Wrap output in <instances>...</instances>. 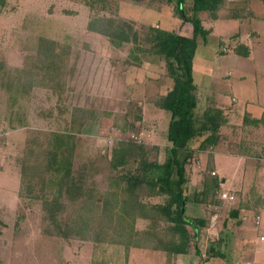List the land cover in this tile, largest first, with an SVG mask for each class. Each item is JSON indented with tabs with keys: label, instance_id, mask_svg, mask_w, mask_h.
<instances>
[{
	"label": "rangeland",
	"instance_id": "1",
	"mask_svg": "<svg viewBox=\"0 0 264 264\" xmlns=\"http://www.w3.org/2000/svg\"><path fill=\"white\" fill-rule=\"evenodd\" d=\"M190 4L191 0L185 6L187 11ZM102 16L131 22L139 31L160 26L192 35V25L184 23L176 13L175 2L167 0H8L0 11L1 264H245L236 256L237 243L242 240L236 230L237 220H246L251 230L247 242L253 248L264 234L254 224V217L264 213V119L256 125L251 114L236 109L250 99L264 112V29L253 22L250 27L257 36L252 38L249 26L243 27L242 31L248 32L241 36L242 44H252V61L233 52L219 54L224 48L219 45L221 34L227 42L239 29L224 22L214 26L202 16L203 26L213 33L207 43L198 39L194 60L199 99L196 114L202 118L206 100H212L210 104L216 107V93H223L229 107L220 108L226 123L219 143L197 152L187 167L186 214L209 221L210 231L201 230L198 242L201 255L195 240L184 257L168 256L152 246L126 250L120 241L127 235L138 234L135 237H142L146 244L144 233L165 229V223L157 218L109 223L104 209H96L92 203L86 206L82 199H62L65 210L60 220L64 226L73 225L74 235L45 234L48 221L41 196L50 194V189H43L49 182L29 172L22 176L24 162L26 167L44 165L42 155L31 153L36 150L28 143L32 135L43 143L52 132H74L75 176L83 179L84 188L100 205H113L120 178L136 169L133 162L113 168V150L121 141L143 143L152 161L164 162L169 152L170 115L155 105L172 87L166 63L151 54L141 57L131 43L116 49L107 37L90 32L89 22ZM261 17L264 19V13ZM234 48L227 47L228 51ZM51 52L63 57L62 64L57 58L47 59ZM131 53L142 62L138 64ZM41 62L57 71L51 74L41 69ZM203 73H207L206 79ZM242 75L246 76L243 82L239 79ZM235 94L239 100L234 107L231 96ZM203 139L195 141L196 151ZM213 177L225 182L206 204L196 202L195 194L201 192L203 181ZM223 189L234 193L236 200H221ZM144 192H140L143 203L164 202ZM233 210L239 211L238 218L231 217ZM86 225L90 231L84 235ZM97 237L105 241H95ZM214 252L227 255V261Z\"/></svg>",
	"mask_w": 264,
	"mask_h": 264
},
{
	"label": "trees",
	"instance_id": "2",
	"mask_svg": "<svg viewBox=\"0 0 264 264\" xmlns=\"http://www.w3.org/2000/svg\"><path fill=\"white\" fill-rule=\"evenodd\" d=\"M7 1L0 0V11L6 6ZM167 1L175 2L177 15L184 23L192 25L191 36L160 26H148L139 31L131 22L117 17H95L88 24L90 32L107 37L114 48L120 49L124 44L131 43L141 57L151 54L166 63L172 87L155 105L170 115L167 131L169 147L167 158L164 162L152 161L143 143L131 140L121 141L113 150V168L126 167L133 162L136 169L120 178L118 189L114 192L113 205L112 203L100 205L84 188L83 179L75 176L74 158L77 139L74 132H52L48 134L47 142L43 143L36 138L35 134L32 135L28 143L34 145L36 150L31 153L42 155L44 165L41 168L36 165L38 163H32L26 167L27 162H24L22 176L27 177L29 173L35 174L34 178L42 177V180L49 182L43 185V189H50V194L47 195L44 192L41 196L48 221L44 231L46 235L55 234L64 238L74 235L73 225L65 224L64 226L60 220L65 210L62 199L66 197L70 202L82 199L86 206L92 203L96 209H104L105 218L109 223L117 220L119 224H122L125 218L134 221L137 218L148 220L157 218L165 223V229L144 233L146 244L142 237H135L138 234L127 235L126 240L120 241L126 250L131 247L148 249L152 246L154 250L164 251L168 256L188 255L191 244L195 240L197 254L201 255L198 242L201 230L208 227L209 221L203 218H192L186 214L189 202L186 194L189 183L187 167L197 152H204L208 147L219 143L220 132L226 119L224 112L217 107H209L201 119L197 116L199 99L198 86L194 78V60L198 39L202 38L207 43L211 34V30L203 26L202 16L216 20L226 0H191L189 11L185 8L189 0ZM224 44L226 42H220L221 47H225ZM233 50L238 55L248 56L244 45H237ZM50 54L46 55L48 60L57 58L62 64L63 57L53 52ZM133 55L132 58L138 60L140 64L142 59ZM40 68L49 73L57 71L51 64L42 62ZM58 70H60L59 66ZM140 106L142 109L140 111H143L142 105ZM138 119L141 120V117ZM253 122L260 124L261 120ZM200 138L204 139L198 147L199 151H196L193 145ZM222 180L217 177L205 179L201 192L195 194L196 202L206 204L211 195L220 189ZM144 190L147 196L163 198L164 202L155 205L143 203L140 192ZM238 216V210L231 211V217L238 218ZM89 231L86 225L84 235ZM95 241H105V239L97 237ZM214 255L223 257L217 252H214Z\"/></svg>",
	"mask_w": 264,
	"mask_h": 264
},
{
	"label": "crops",
	"instance_id": "3",
	"mask_svg": "<svg viewBox=\"0 0 264 264\" xmlns=\"http://www.w3.org/2000/svg\"><path fill=\"white\" fill-rule=\"evenodd\" d=\"M223 10H225V11H223ZM263 13H264V0H226V3L224 5V7L219 11L218 18L216 20H210V22L211 23L213 22L214 26H216L218 23H223L224 22L227 25H230L232 27L236 26V28H238L239 30L236 29L237 32H235L232 35H230V37L228 36L229 40L226 42L222 53H219V54L227 55L230 52H233L235 55H237V57H241V58H245V59H249V60L253 61L254 59H253V56H252V44H250L249 41L246 44H242L241 43V36L245 35L246 32H248V29L251 30L250 26H251L252 22L254 24H256L257 26H259L260 29H264V24L261 23L264 20L261 17V15ZM246 26L247 27L249 26V27H248L246 32H243L242 29H243V27H246ZM208 30H211V34L213 33V29H209L208 28ZM221 35L222 36H221L220 42L224 41L223 40V38H224L223 34H221ZM250 35L252 36V38L257 36L255 34V32H253L252 30L250 31ZM231 40H232V43H229V41H231ZM220 42H219V45H220ZM237 44L244 45V47L248 51V56L238 55V54H236L234 52V50L233 51H230V50L228 51L227 47L229 45H231L234 48L235 45H237ZM253 44H254V42H253ZM232 60L236 61V60H234V58ZM213 72H214V70H213ZM229 73H230L229 76L233 77V74L231 73V71ZM203 75H204V77H203L204 79H206L208 77L207 73L206 74L203 73ZM239 79L243 82V81H245L243 79H246V76L242 75V76H240ZM213 82H215V85H217V78L214 77ZM206 87L207 86H204V88H206ZM257 87H258V85L256 84V88ZM200 88H201V85H200ZM232 88H233V91H234L235 90L234 85H232ZM167 92L165 94H163V96L166 95ZM214 92H215V88H214ZM222 94L223 93H220V94L216 93L217 101L215 103H216V107L218 109H220L221 107L222 108H228L229 107V106H227L226 103H224V100H223L224 96ZM238 97H239L238 95H236V96L232 95L231 96L232 106L235 107V103H238V100H239ZM211 101L212 100H206V102H207L206 103V107H205L206 110L208 109V107H214L213 105L210 104ZM257 102H258V100H257ZM257 106H259V107H257ZM254 107L257 108V109H254ZM236 109L244 111V114H251L252 116H250V117L255 119V120H263L264 119V112L261 111V110H263L261 108V105L259 103L258 104L253 103L250 99L245 100V102L242 104V106H240L239 108H236ZM253 113H255V116L253 115ZM256 125H258V124H256ZM262 214L264 216V213H262ZM212 217L215 220H217L215 218V215L212 216ZM254 219H256V218L254 217ZM237 225L238 226H237L236 230H237L238 235L241 237L242 240H239L240 242L237 243L238 247L236 249V251H237L236 256L240 257L241 260L243 259L245 261L244 262L245 264H261V263H263L264 262V239H262V237H264V234H260L259 235V241L261 243L259 242V245H256L255 248H253L252 244L247 242V238H249L251 236V230L247 229L246 220L245 219H242V220L238 219L237 220ZM211 227L212 228L215 227V223L213 221H211ZM260 229L264 230V227H261ZM206 230L210 231L209 225L206 228ZM218 254L223 255L222 261H227V259H228L227 255H225L224 253H220V252H218ZM180 256L184 257L185 255H180ZM216 257H218V256H216ZM236 263L237 264H242L243 262L242 261L241 262L238 261ZM226 264H229V262L228 263L226 262Z\"/></svg>",
	"mask_w": 264,
	"mask_h": 264
},
{
	"label": "built area",
	"instance_id": "4",
	"mask_svg": "<svg viewBox=\"0 0 264 264\" xmlns=\"http://www.w3.org/2000/svg\"><path fill=\"white\" fill-rule=\"evenodd\" d=\"M213 175H216V173H213ZM220 198L221 200L228 201V202H233L236 200L234 193H232L229 190H224V189L220 193ZM255 225L257 227H262L264 225V216L262 214L256 216ZM262 239H264V237H262Z\"/></svg>",
	"mask_w": 264,
	"mask_h": 264
},
{
	"label": "water",
	"instance_id": "5",
	"mask_svg": "<svg viewBox=\"0 0 264 264\" xmlns=\"http://www.w3.org/2000/svg\"><path fill=\"white\" fill-rule=\"evenodd\" d=\"M225 181H223V183H224Z\"/></svg>",
	"mask_w": 264,
	"mask_h": 264
}]
</instances>
